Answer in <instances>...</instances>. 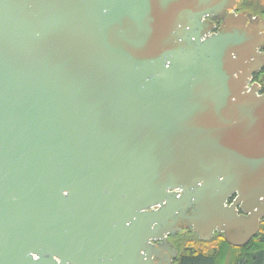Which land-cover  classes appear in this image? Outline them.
I'll return each instance as SVG.
<instances>
[{
    "label": "water",
    "instance_id": "obj_1",
    "mask_svg": "<svg viewBox=\"0 0 264 264\" xmlns=\"http://www.w3.org/2000/svg\"><path fill=\"white\" fill-rule=\"evenodd\" d=\"M238 2L0 0V264H173L184 229L258 235L264 21Z\"/></svg>",
    "mask_w": 264,
    "mask_h": 264
},
{
    "label": "trees",
    "instance_id": "obj_2",
    "mask_svg": "<svg viewBox=\"0 0 264 264\" xmlns=\"http://www.w3.org/2000/svg\"><path fill=\"white\" fill-rule=\"evenodd\" d=\"M242 7L264 20V8L249 10L240 0L239 8ZM175 241L180 257L174 264H264V221L258 235L241 248L230 246L223 235H216L208 243L201 242L191 230L178 235Z\"/></svg>",
    "mask_w": 264,
    "mask_h": 264
},
{
    "label": "flooded vegetation",
    "instance_id": "obj_3",
    "mask_svg": "<svg viewBox=\"0 0 264 264\" xmlns=\"http://www.w3.org/2000/svg\"><path fill=\"white\" fill-rule=\"evenodd\" d=\"M239 4L240 2L238 3V5L236 6L235 8V14L239 15V14H244V15H247V14H251L253 16L254 19H260L262 20L260 17L258 16H254L250 11H241L242 9L239 8ZM264 21V20H262ZM214 26H215V29L213 32H219L221 27H222V22L221 21H218V20H215L213 22ZM264 34V33H263ZM263 55H264V47L261 49L260 51ZM249 88H254V89H257L258 90V94L259 95H263L264 94V64L261 65V68L258 72L254 73L251 77V80H250V85H249ZM236 195L233 196V198L235 199ZM188 229H184L182 232L178 233L177 235L175 236H169L168 237V240H169V243H171L172 245H174L178 251V256L176 257V259H174L173 261V264L175 263V261L180 257V252H179V249L178 247L176 246V241H175V238L180 235L181 233L183 232H187ZM154 244H159V242H153Z\"/></svg>",
    "mask_w": 264,
    "mask_h": 264
},
{
    "label": "rangeland",
    "instance_id": "obj_4",
    "mask_svg": "<svg viewBox=\"0 0 264 264\" xmlns=\"http://www.w3.org/2000/svg\"><path fill=\"white\" fill-rule=\"evenodd\" d=\"M242 1H244V5L248 7L249 10L255 9V8H258V9L264 8V0H242ZM240 9H242L241 11H248V10H245L244 7Z\"/></svg>",
    "mask_w": 264,
    "mask_h": 264
}]
</instances>
